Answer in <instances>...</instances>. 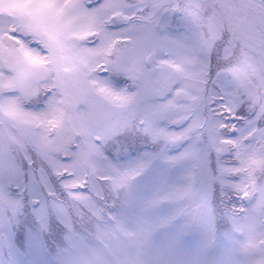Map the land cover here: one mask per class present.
I'll list each match as a JSON object with an SVG mask.
<instances>
[{"label": "snow or ice", "instance_id": "1", "mask_svg": "<svg viewBox=\"0 0 264 264\" xmlns=\"http://www.w3.org/2000/svg\"><path fill=\"white\" fill-rule=\"evenodd\" d=\"M0 264H264V0H0Z\"/></svg>", "mask_w": 264, "mask_h": 264}]
</instances>
